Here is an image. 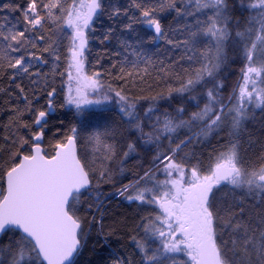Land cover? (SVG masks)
Listing matches in <instances>:
<instances>
[{"label":"snow or ice","instance_id":"6c2138e0","mask_svg":"<svg viewBox=\"0 0 264 264\" xmlns=\"http://www.w3.org/2000/svg\"><path fill=\"white\" fill-rule=\"evenodd\" d=\"M90 242L264 264V0H0V264Z\"/></svg>","mask_w":264,"mask_h":264},{"label":"trees","instance_id":"16d2710c","mask_svg":"<svg viewBox=\"0 0 264 264\" xmlns=\"http://www.w3.org/2000/svg\"><path fill=\"white\" fill-rule=\"evenodd\" d=\"M232 69L234 71L238 72V66H232ZM231 79L235 80L236 77L233 76ZM113 247L118 249L119 245L113 244ZM92 248H93V243L90 242L88 249H86L84 251V254L80 257V264H89V262H93V264H94L96 256H95L94 252L91 250Z\"/></svg>","mask_w":264,"mask_h":264}]
</instances>
